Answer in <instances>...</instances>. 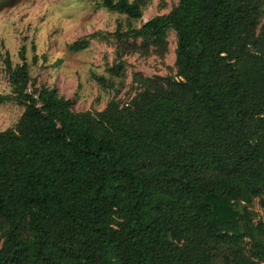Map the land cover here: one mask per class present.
I'll use <instances>...</instances> for the list:
<instances>
[{"label": "trees", "instance_id": "16d2710c", "mask_svg": "<svg viewBox=\"0 0 264 264\" xmlns=\"http://www.w3.org/2000/svg\"><path fill=\"white\" fill-rule=\"evenodd\" d=\"M80 1L129 20L145 9ZM263 12L264 0H179L140 28L68 45L79 53L111 37L164 54L175 34V76H139L135 98L97 113H75L6 53L0 105L23 113L0 132V264H264L252 209L258 200L264 212Z\"/></svg>", "mask_w": 264, "mask_h": 264}, {"label": "rangeland", "instance_id": "374dc122", "mask_svg": "<svg viewBox=\"0 0 264 264\" xmlns=\"http://www.w3.org/2000/svg\"><path fill=\"white\" fill-rule=\"evenodd\" d=\"M132 2L133 0H129ZM145 3L140 20L111 13L95 2L80 0H0V95H8L10 87L4 71L7 53L14 66L26 63L32 80L39 88H57L69 100L75 113L104 110L115 99L120 105L129 103L141 91L137 77H174L175 34H167L164 54L150 49L147 55L128 52L132 41L119 45L109 37L92 41L85 51L70 52L67 47L94 33L108 35L117 25L140 28L156 16L168 14L179 0H142ZM264 22V12L261 17ZM140 41H136L139 45ZM126 49L119 77L109 70L117 65V46ZM22 55V56H20ZM23 57V60H22ZM34 58L36 60H34ZM94 77L108 80L101 87ZM23 113L15 103L0 105V132L14 128ZM253 211L264 221V212L253 202ZM218 264H222L221 261Z\"/></svg>", "mask_w": 264, "mask_h": 264}]
</instances>
